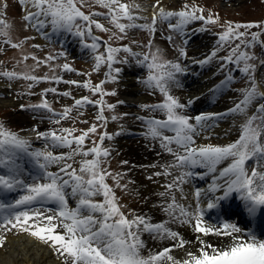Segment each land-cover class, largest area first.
<instances>
[{
    "label": "snow or ice",
    "instance_id": "6c2138e0",
    "mask_svg": "<svg viewBox=\"0 0 264 264\" xmlns=\"http://www.w3.org/2000/svg\"><path fill=\"white\" fill-rule=\"evenodd\" d=\"M21 4H30L35 11H28L23 17L26 22H31L30 26L40 32L45 38L48 27L53 32H66L80 38L81 45L92 53L93 71H99L101 66H106L105 79L93 84L90 79L83 82L77 80H63L62 77L52 75L37 77L27 72L17 73L15 71H4L0 75L9 79L23 78L25 80L38 82L39 80H51L56 83H66L78 88L88 89L93 95H99V99L92 100L89 96L75 98L72 106L65 107L62 112L55 113L46 98L35 105L24 106L34 111L46 110L53 115H58L59 119L54 121L59 125L62 120L72 119L71 113L91 104L98 107L95 116L97 122L92 123L87 129L80 130L79 135L76 128L62 127L51 129L47 132L37 131V139L50 141L44 150H32L28 139L21 137L18 133L7 129L0 122V169L5 171L0 174V189L11 192L17 188H23L25 194L21 195L12 204L0 203V210L19 209L12 212L5 211L0 219V229L5 232L13 230L30 235L44 245L48 246L58 257L62 258V264H264V240L258 239L251 232L247 233V239L242 235V230L234 223H223L220 227L208 226L204 221V209L200 207L199 200L205 194V190L197 188L194 195L197 205L194 211H188L185 206L178 204L175 196L163 211L166 212L172 223L191 225L196 233L195 241L199 244L197 251H187V258L179 261L170 253L174 249H184L188 243L179 232L171 230L167 222L152 223L149 217L133 214L132 219H128L121 210L123 205L119 203L112 186L106 182L110 177L116 181V186L126 188V185L119 183V174H112L102 167L105 160L110 155L107 148H103L98 141L93 140L91 147H86V141L97 134L98 127L107 125V117L104 115L105 109L113 110L116 105L106 103L105 96H114L116 91H106L103 85L107 83H117L120 80L122 68L114 67L116 63L128 64L127 58L117 59V53L123 51L133 57L139 54L133 53L128 45L114 47L103 42L104 51L101 52V38L93 34V26L97 30L109 31L94 16L104 15L110 17V23L118 29L121 35L112 33L109 40L124 39V34L131 28H141L154 33L158 20L168 21L170 31L184 34L186 26L192 21H203L204 25H215L220 23L218 14L209 12L207 16L203 14L204 9L187 4L180 10L166 11L161 6V0H156L150 24H136L134 21L140 17L133 13V8L138 6L121 2V0H94V3L106 8L107 13L90 12L85 14L81 10L88 0H19ZM78 5H80L78 7ZM176 18V23H171V19ZM121 19H127L129 23H121ZM83 21L84 23H78ZM4 24V21H0ZM7 27V25H4ZM27 26V25H26ZM223 29L217 33V47L204 59L194 61L199 64H208L217 57L220 47H224L233 41H239L235 47L230 48L227 56L220 59L224 63H234L238 71L247 77V86L240 89L241 99L228 109V113L247 114L248 108L257 100L264 101V91H260L264 80L257 81L255 73L257 65L251 63L257 57L254 52L241 48L250 49L259 45L264 49V41L260 36L264 34V21L234 23L225 21L221 24ZM260 28L261 32H251L250 39H245L249 35L248 30ZM240 29H244L241 31ZM206 27L195 29V31H207ZM3 34H7L6 32ZM172 36L168 37L171 41ZM90 41V42H89ZM151 45V41H149ZM20 44H12V47H19ZM39 47V45H34ZM180 56H187L184 48L179 51ZM57 55L65 56V52ZM25 56L23 59L27 60ZM57 56L48 55L44 60L36 56L31 59L36 61L34 67L40 64H47L54 61ZM136 63L146 66L148 75L142 80L148 87L158 90L163 100L155 104L141 105L144 109L159 111L164 113L163 119L154 117L137 116L136 119L142 121L147 126V131L143 134L154 140H159L161 147L173 156V162L165 167L163 173H153L154 176L172 175L168 169H181L179 175L175 176L171 183L164 187L165 192L161 196H166L173 190L182 191L181 185L186 183L197 173L185 171L196 167L206 168L207 173H213L212 182L206 192L216 193L222 190V196H213L206 205L207 209H214L221 205V202L233 193H238L242 201V211L249 216H256L258 212L264 211V171H259L261 160H264V103H257L255 111L251 116H247L244 123L240 125L239 137L226 145L203 144L197 145L196 138L200 133L212 125L210 121L217 117H222V113H199L195 116L183 114L181 110L187 105L180 103L169 90V83L175 81L176 74L182 73L185 69L179 62H172L162 58L159 50L143 54V59H137ZM221 64V67L224 66ZM242 64V66H241ZM264 66V60L260 61ZM63 71H75L69 63L60 66ZM34 70V68L32 69ZM55 69H53V72ZM90 75L89 73H79ZM231 75L227 76L221 85L227 86L232 81ZM29 88L32 87L30 83ZM219 87V86H218ZM211 91V90H210ZM57 93V89L47 88L44 93ZM63 96H70V92L59 93ZM118 103H123L122 101ZM189 104L192 103L190 100ZM79 115H83L79 112ZM127 115V114H125ZM112 120L118 119L113 115ZM87 123V121H83ZM35 131V129H34ZM171 132L173 135H165ZM119 135V133H117ZM112 139L107 132L99 134V141ZM175 144L174 149L171 145ZM52 148H67V152L56 153L48 150ZM77 156L83 157L79 160V167H74ZM91 156V159L88 157ZM231 160V163L217 172V165L222 161ZM255 160L257 166H253L249 173L247 164ZM123 163H127L124 161ZM22 164H31L39 169L37 177H33L32 183H26L21 177L29 174L27 169L21 167ZM56 165L57 171H49V167ZM205 173L204 175H206ZM149 180L152 176L148 177ZM223 180V183L220 181ZM70 190V191H69ZM76 198V207H68V198ZM102 196V200L95 197ZM45 202H55L57 208L54 211L48 209L31 207L34 204H44ZM177 212L179 213L177 215ZM141 233H149L154 239L161 238L175 241L169 247H165L155 254L147 257L141 255L144 243L141 240ZM216 235L230 238L229 243H222L220 246L207 243L203 237ZM6 242V236L0 235V247Z\"/></svg>",
    "mask_w": 264,
    "mask_h": 264
},
{
    "label": "rangeland",
    "instance_id": "374dc122",
    "mask_svg": "<svg viewBox=\"0 0 264 264\" xmlns=\"http://www.w3.org/2000/svg\"><path fill=\"white\" fill-rule=\"evenodd\" d=\"M121 2L126 4H137L135 0H121ZM145 2L147 8L150 7L151 9H155L153 8V5L155 4L156 0H145ZM185 4L189 6L196 5L203 8V14L205 16H207L209 12H212L218 14L220 18V23L215 25H204L203 21H192L187 25V29L190 32L191 30L195 33L199 32L198 36L200 38L205 37L202 40L203 43L200 44H203L201 47L204 49L202 50H200V45L191 47V43L188 46L183 44L179 39V33L169 30L168 21L158 20L155 26L154 33H151L146 29L131 28L126 31V34H124V39L109 40V37L112 35V33L121 35L118 29H116L115 26L109 22L110 17L105 18L104 15L93 17V19L98 20L101 24L109 29V31L105 32L97 30L93 26V34L95 36L107 39L106 43H109L114 47L128 45L132 49L133 53H137L139 55L137 57H133L129 53L123 51L117 53L118 60L127 58L129 63H116L114 67H119L122 69L125 67L127 68V70H123L121 72V78L119 82L107 83L103 85L106 91H116V95L104 97L106 103L114 104L116 105V107L113 110L105 109L104 115L107 117L106 127H98L97 134L91 136L87 141H90L91 143L93 140L99 142L100 133L107 132L108 134L113 135L114 130L116 129H120L123 132L130 125H139L141 124V121L136 119L137 116L143 117L146 114L153 113L159 115L161 113L159 111H152L150 109H144L141 107V105L144 104L150 105L158 103L159 99H163L162 94L158 95L160 93L158 90L150 88L145 83L141 82L142 80L146 79L148 75V69L146 66L137 64L136 60L143 59L144 53H148L150 51L156 52L157 50H159L162 54L163 59L181 63L183 56H180L179 51L181 48H184L186 52L188 51L187 55H190L189 50H191L192 52L200 50V53L196 56L200 60H202L217 47L216 34L223 30L221 28V24H223L226 20H238L239 22L264 21V0H161V6L166 11L180 10ZM26 6H30V4H21L19 0H0V21H4V24H0V73H3L4 71H15L17 73L27 72L28 74L36 75L37 77H51L52 75H56L62 77L63 80H77L80 82L90 79L93 84L99 83L101 80L105 79L104 74L106 71H108V69L106 68V66H101L99 71H93L94 61L92 59V53L90 52V50L83 48L82 51L77 52L78 44H80L79 46H82L80 43V38L61 31L58 33H61L65 36L66 42L67 44H69L68 47H60L54 42H51V44H46V42L44 41L43 43H40V41L37 40L36 37L37 32H35L34 29L30 26L31 23L26 22L23 19V17L26 15ZM79 6L80 5H78V7ZM81 10L85 12V14H88L90 12L107 13L108 11L106 8L95 4L94 0H88L87 4L82 7ZM33 11H35L34 8ZM151 18L152 16L148 15L143 18L136 19L134 22L136 24H150ZM120 22L125 24L129 23L127 19H121ZM78 23L83 24L84 22L78 21ZM171 23H176V18H172ZM5 24L7 25V27L4 26ZM201 27H206L208 30L195 31V29ZM241 31L244 30L241 29ZM5 32L7 33L6 35L3 34ZM251 32H261V29L253 28L248 30L249 35L245 37V39H250ZM169 36L173 37L171 41L168 40ZM260 40L264 41V34L260 36ZM101 41L102 45L99 51L103 52V42L105 41L102 39ZM149 41H151V45H149ZM237 43H239V41H233L224 47H220L217 53V57L214 58L210 63L199 64V68H202V70H200L199 72L200 77L207 75L209 79V77L213 76V80L216 79L217 82H220V85L217 88V92L219 93L218 96H231L230 103L232 104V106H234V103L242 98L240 89L247 86V77L244 73L238 71L236 64L224 63L220 58L227 56L229 54L230 48L235 47V44ZM12 44H20V46L12 47ZM34 45H39V47H34ZM245 50L255 53L257 59L251 61V63L257 65L255 76L258 82L264 80V66L260 64V61L264 60V49H262L259 45L250 49L241 48V51ZM62 51L66 53L65 56L57 55ZM33 55L40 60H44L48 55H54L57 56V58L54 61H49L47 64L42 63L39 67H34L36 65V61L31 59V56ZM25 56H28L29 58L27 60L23 59ZM66 62L69 63L75 71H63L60 66ZM222 63H224L223 67H221ZM210 67L213 69L212 75H209L211 73V71H208ZM33 68L34 70H32ZM53 69H55L54 72ZM79 73H89L90 75H81ZM128 75H131L132 77L133 75L137 76V80L135 82L137 84L135 86H137V88H140L141 92L145 94V98H143L142 101H140L136 106L129 103L130 99H126V97H124L123 95V92L126 91L128 87L126 84H124ZM226 75H231L233 79L230 83L227 84V86H223L221 85V81H224L223 77ZM192 79L193 78H191V80ZM173 82L174 81L169 83V90L171 94L174 97L178 98V100L180 99L183 104L187 94V90L173 89ZM30 83L32 84L31 88L28 87ZM53 87L57 89V93L47 92L44 93L42 97L44 89ZM225 87H227L226 90H224ZM65 91L70 92L71 95L63 96L59 94ZM260 91H264V85H261ZM81 96H89V98L92 100L100 98L99 95H93L88 89L78 88L74 85H69L66 83H56L55 81L43 79L39 80L38 82H33L25 80L23 78L9 79L0 75V122H2L4 126L10 131L18 133L21 137L28 139L33 150H44L46 144L50 145V141L42 138L37 139V131L47 132L51 129L58 130L59 128L67 127L76 128L78 131L75 133V135H79L80 130L87 129V127H89L92 123H102L95 120L98 107L89 104L84 108L79 109L78 111L74 109L71 113L72 119L62 120L61 123L57 125L54 123V121L56 119H59L58 115H53L46 110L34 111L28 107L21 108V105H35L40 103L42 98H46L55 113H60L65 107L72 106L75 98H80ZM7 99H10L11 102L5 103L4 101ZM120 101H122L123 103H118ZM258 102L264 103V101L257 100L248 108L246 115L243 113H228V115L224 117L223 122L229 126V129L221 134L220 127L219 135L216 136L217 139L221 142H230L235 140V136L238 133V129H240V125L244 123L247 116L252 115V108ZM79 112H82L83 115H79ZM162 114V117H164V113ZM237 114L242 115L241 120H236ZM19 115L26 118L30 117L32 119V123L28 125V123L19 119ZM113 115L117 116L118 119L112 120L111 117ZM83 121H87V123H84ZM236 128L237 132H234L233 134L229 132L231 129L233 130ZM230 135L233 137L232 140L229 138ZM239 135L237 136V138L239 137ZM123 139L130 140L125 136V134H122L118 139L114 136V138L112 139H105L104 141H102V143H106L109 146H116L118 144H121L119 143V141ZM139 139L148 140L146 136H139L137 140ZM87 141L85 142L86 146ZM154 141L158 142L159 140ZM262 141H264V137H262ZM129 146L126 145L125 147H123V150L121 149L120 151L114 149V156L105 160L104 164L111 169V171L113 172L112 174H119V183L121 185L127 186L126 188L117 187L116 181L112 180V187L115 191L116 196L119 198V203L123 205L121 210L124 212L125 216H127L128 219H132L133 214H139L149 217L153 222H158L160 218L155 213L157 210L162 209L160 203L163 206H166L168 202H166L167 200L161 195L160 203L158 205H155L156 201L154 203L152 201H148L150 200L148 196V194L150 193V195H154L155 198L157 197L159 202V195L157 196V194L158 192L159 194L162 192L161 186L159 184L160 182H158L157 180L154 183L151 182L154 187L151 184L149 185L150 182L148 177L151 176V171H149V168L145 164L146 162L138 158L140 157L139 150L132 153L128 149ZM57 149L58 148H52L50 146L48 150H56L55 152L58 153ZM62 151L67 152L68 149L63 148L61 152ZM129 153L136 158H131ZM82 158L83 157L77 156L75 158L76 163H74L73 166L78 168V162ZM88 159H91L90 156L88 157ZM124 161H127V163H123ZM142 163L144 164L140 166V164ZM252 163L257 166L256 161H250L247 165H249V167L251 168ZM158 168L159 170H162L161 167ZM36 172V170H30L28 173H30V175L33 177H37L38 174ZM2 173L3 171H0V174ZM158 178L162 179L160 177ZM140 180L143 187L137 185L138 181ZM32 182L33 178H31L26 183ZM144 182L146 183V187H144ZM141 188H148L145 189L148 191L144 193ZM181 195V193L178 194V197H181ZM155 207L156 209L154 210ZM161 218L163 219V217ZM168 220L171 222L170 217H168ZM31 239L36 241V243H41L33 237H31ZM141 239L144 243V247L141 249V255L145 257H147L150 253L155 254L159 251L160 248L164 247L159 246L156 248H152L150 246L149 248L148 245H150V243L148 242H150L151 240H155L149 233L144 234ZM7 240L8 237L6 236V241ZM170 243H173V241H170ZM58 259L61 260L62 258L58 257Z\"/></svg>",
    "mask_w": 264,
    "mask_h": 264
},
{
    "label": "bare ground",
    "instance_id": "6f19581e",
    "mask_svg": "<svg viewBox=\"0 0 264 264\" xmlns=\"http://www.w3.org/2000/svg\"><path fill=\"white\" fill-rule=\"evenodd\" d=\"M137 2L136 3H131L130 5H136L138 7L133 8V13L141 18L145 17V16H152L154 11H157V9H151L150 7L147 8L146 7V2L145 0H135ZM140 1V2H139ZM199 33V32H198ZM198 33H195L194 31L191 30V32H189V30H187V26H186V31L183 34V38H187L188 37V44L187 46L191 43L192 46H199L202 42V40L205 38H200L198 36ZM191 36H190V35ZM37 40L39 41H44L45 40L43 38H41L40 36L37 35ZM203 45V44H202ZM200 45L199 47L201 48L200 50L204 49L202 48ZM200 50L198 51H191L189 50V54L187 55L185 60L182 62V67L188 71L191 70V75H194V70L196 71V67L199 65V63H195L194 61H199L200 59L196 56L197 54L200 53ZM197 58V60H196ZM125 69V68H124ZM209 72L211 71V73L209 75H212L213 73V69L210 67ZM180 76V75H179ZM213 77V76H212ZM137 76L135 75V77L133 78L131 75H128L126 78V81L124 84H126L127 90L123 92L124 97H126V99H130L129 103L131 104H138L140 101H142L143 98H145V94L141 92L140 88H137V86H135L137 83L136 79ZM181 77H177V84L176 86H174V89H183V87L185 88L186 85H182L181 84ZM128 82V83H127ZM199 82V84H198ZM204 83V84H202ZM216 84H210L208 83V81L206 79L203 80H197L194 84V86L196 87L195 89H193V87H190L187 89L188 91V95L190 96V98L193 100V105L190 108H198L197 110L199 111V109H205V111L203 112H207V113H214V112H218L221 110H224V108H226L228 105H230L229 100L231 99L229 96L228 97H216L215 96V90H216ZM210 89L214 90L210 91ZM209 90V91H207ZM14 99V98H12ZM204 102V104H202V102ZM5 103L11 102L10 99H7L4 101ZM139 106V105H138ZM196 111V110H194ZM198 113V112H196ZM242 115L237 114L236 120H241ZM19 119H21L22 121L28 123V125L30 123H32V119L23 117L21 115H19ZM217 126L221 127V129L223 131L226 130V128L228 127V125L226 123L224 124H217ZM214 128V126H213ZM215 129L213 131H209V132H214ZM43 132V131H42ZM209 132H205V134L209 133ZM237 132V131H233ZM231 139H233L232 136H230ZM136 140H134V142H131L128 146H129V150L134 153L137 150H139V155L140 157H138L140 160H143L147 163L151 162L153 159L156 158V156L153 153H159V149L158 147H156L155 143H149V144H145L144 140H141V142L136 143ZM219 144V143H217ZM140 145V146H138ZM152 145V146H150ZM124 147V145L121 146V149ZM140 148V149H138ZM153 152V153H152ZM130 157L132 158H136L135 156H133L132 154H130ZM146 182V181H145ZM144 182V187H146V183ZM137 184V182H136ZM148 184V182H147ZM139 186H142V182L141 180L138 181ZM150 185V184H149ZM148 188H141L142 191L147 192L148 190H145ZM149 199L148 201H152L153 203L156 201L155 205H157V198H155L154 195H150V193L148 194ZM156 209V207L154 208V210ZM164 211L162 209L157 210L156 211V215L160 218V220L158 221H163V219L161 217H164ZM166 218V215H165ZM176 228H180L181 226H178ZM171 229V228H170ZM183 232H179L180 236L183 237L186 241H188V243L185 245L184 249H174L170 255H172L175 259L177 260H182L187 258L186 256V252L187 251H191V252H196L197 249L200 247L199 244L196 243L195 241V237H196V233H194L193 228L191 227L188 230L183 229ZM203 239L206 240L207 243L213 244L215 246H219L222 243H227L223 240L227 239V237H223V238H217L216 236H207V237H203ZM229 242H230V238ZM164 240V239H161ZM161 240L159 241H151L150 245L152 246V248H154ZM223 241V242H222ZM164 244H166V241H163ZM177 243V242H176ZM0 264H62V261L58 259V257H56L51 250L46 246L43 245L41 243H36V241L32 240L30 236L24 235V234H18V235H14V236H8V240L6 241V243L4 244L3 247L0 248ZM164 264H170V262L165 261Z\"/></svg>",
    "mask_w": 264,
    "mask_h": 264
}]
</instances>
